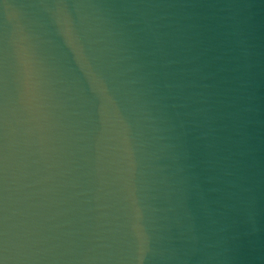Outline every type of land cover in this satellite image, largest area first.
<instances>
[{
	"label": "water",
	"instance_id": "1",
	"mask_svg": "<svg viewBox=\"0 0 264 264\" xmlns=\"http://www.w3.org/2000/svg\"><path fill=\"white\" fill-rule=\"evenodd\" d=\"M0 264H264V0H0Z\"/></svg>",
	"mask_w": 264,
	"mask_h": 264
}]
</instances>
